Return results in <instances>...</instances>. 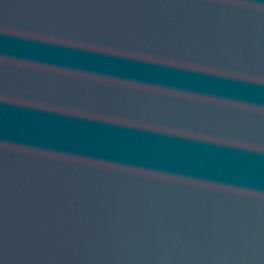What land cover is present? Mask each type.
<instances>
[{
    "label": "water",
    "instance_id": "1",
    "mask_svg": "<svg viewBox=\"0 0 264 264\" xmlns=\"http://www.w3.org/2000/svg\"><path fill=\"white\" fill-rule=\"evenodd\" d=\"M0 264H264V0H0Z\"/></svg>",
    "mask_w": 264,
    "mask_h": 264
}]
</instances>
